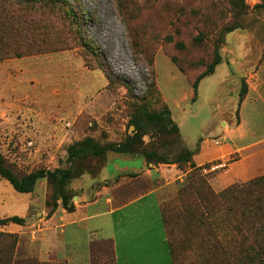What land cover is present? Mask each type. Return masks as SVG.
Here are the masks:
<instances>
[{
  "label": "rangeland",
  "instance_id": "374dc122",
  "mask_svg": "<svg viewBox=\"0 0 264 264\" xmlns=\"http://www.w3.org/2000/svg\"><path fill=\"white\" fill-rule=\"evenodd\" d=\"M233 1L0 0V149L10 168L21 176L41 168H69L72 144L88 137L102 145L124 142L135 132L130 120L136 108L161 111L165 102L188 149L198 150L208 137L207 145L215 151L213 139L220 137L222 119L231 108L226 118H236L238 99L247 88L242 77L255 69L243 59H252L264 47L259 44L264 42V9L258 7L263 0H237L238 7ZM232 27L237 29L228 33ZM216 51L226 61L201 81L195 95L189 79L195 82ZM154 84L162 96L151 92ZM61 123L74 133L62 131ZM140 146L169 162L187 151L172 126L150 128ZM107 155L78 161L74 167L87 173L75 182L91 186L96 181L97 188L116 167H143L142 157H118L103 169ZM169 165L175 171H154L153 185L163 186L162 210L175 264H264V241L253 234L247 240L206 205L208 210L202 207L197 215L189 216L185 209L186 203L195 208L200 200L192 177L212 186L213 174L207 171L218 163L202 169L185 162ZM134 186H127L113 206L134 197ZM69 188L72 207L79 193ZM35 192L28 209L24 200L29 195L0 181V219L18 216L24 204L20 215L28 210L25 225L8 224L0 231V264H63L42 262L26 248L39 231L38 213L52 209V187L46 180ZM21 228L28 234L12 232ZM94 250V264H113L110 243H97Z\"/></svg>",
  "mask_w": 264,
  "mask_h": 264
},
{
  "label": "crops",
  "instance_id": "0c3cea01",
  "mask_svg": "<svg viewBox=\"0 0 264 264\" xmlns=\"http://www.w3.org/2000/svg\"><path fill=\"white\" fill-rule=\"evenodd\" d=\"M245 41L252 43L249 37ZM246 56L244 62L249 66L254 65L255 69L245 71L242 77L247 85V92L242 100L240 97L238 99L236 118L232 121L227 119L234 108L228 109L225 114L227 118L222 119V129L218 133L220 137L213 139L217 149L211 150L207 145L208 137L202 138L199 149L193 156L198 167L218 163L207 171L213 174L211 184L216 191L264 177V47L262 53L259 52L252 59ZM171 118L177 125L172 113ZM62 125V131L68 134L72 132L66 128L69 124ZM177 126L185 147L193 151L195 148L188 149L182 136V128ZM110 155H107L103 169L110 166V159L118 157H125L126 160L142 157L143 167L133 171L129 166L116 167L105 185L97 188L96 181L91 186L86 182H75L76 179L72 181L71 189L79 193L73 199L74 211H68L61 204L62 201H59L54 213L47 209L39 212L41 219L35 223L39 226V231L33 233L25 244L28 252L38 254L40 261L94 264V245L107 242L111 245L113 264H175L162 210L163 186L153 185L156 182L153 178L154 171L168 175L175 170L168 168L170 165L156 167L144 156L125 153ZM92 177L95 180L98 178ZM129 185H135L132 188L136 192L134 197L113 206L114 201L125 195L124 189ZM143 186L151 187L145 190ZM142 189L145 191L138 193ZM36 193L24 198L28 209L34 203ZM77 199L78 202H75ZM23 206L18 208V217L26 218L28 210L26 214L20 215L23 213ZM5 227L8 226H0V231H5ZM12 232L22 236L28 234L22 228Z\"/></svg>",
  "mask_w": 264,
  "mask_h": 264
},
{
  "label": "trees",
  "instance_id": "16d2710c",
  "mask_svg": "<svg viewBox=\"0 0 264 264\" xmlns=\"http://www.w3.org/2000/svg\"><path fill=\"white\" fill-rule=\"evenodd\" d=\"M243 1L245 2V0ZM239 3L240 2L237 0L233 1V4L237 7L239 6ZM258 7L264 9V0ZM236 29L237 28L232 27L231 29H228L227 32L232 33ZM199 41H202L201 36H199ZM1 45L2 44L0 43V47ZM0 54H2L1 49ZM17 54L21 56V53ZM0 59H2L1 55ZM222 62L223 58L221 53L216 51L213 61L207 65L204 72L195 80V82H193L192 78L189 79L194 87L195 95H197L196 93L201 81L214 74ZM150 90L154 94L158 92L161 94L159 87L157 88L155 84L150 86ZM246 92L247 88L245 91H242L240 95L241 100L244 98ZM165 105V108L161 111H151L145 105H140L136 108L130 120V125L135 126V132L132 136H128L124 142L107 143L102 145L94 140V138L88 137L80 142L72 144L68 150V162L70 163V167L66 169L57 168L55 170H48L41 168L30 174L21 176L10 168L6 157L0 149V181H5L17 192L28 195L35 193L40 181L46 180L52 187L50 201L52 209L50 212L54 213L59 206V201H62L63 207L72 212L74 211V206H68L71 199L69 186L72 181L83 177L87 173L83 171V167L80 166L75 168L74 165L78 163V161H82L90 156L106 157L107 153L112 151L114 153H125L133 156H144L149 163H152L153 165L156 163L169 165L185 162L189 163L192 169H202V167H198L193 160V156L198 150H187L185 154H182L173 162H169L167 158L159 156L156 152H148L140 148L143 137L147 134L150 128L162 130L167 128V126H172L175 131L180 134L178 126L171 118V111L166 102ZM207 167L208 166L204 168ZM131 176L136 177V175ZM192 180V187H194L197 195L200 196V200L194 202L196 204L195 208H193L192 204L189 202L184 205L189 216L193 214L197 215L196 212L202 207L204 208L206 205L210 212L216 213L217 215L218 213H221L222 219L220 221L227 223L229 227L247 240L251 239V234H253V239L264 241V177H259L244 184H233L221 193H216L212 186L201 178L197 183L193 177ZM197 217H199V215ZM196 219L198 225L201 226L200 219ZM8 224L23 226L26 224V219L18 216L0 219V226H7ZM0 236L4 235L0 234ZM8 237L14 238V235L9 234ZM246 259L252 261L250 257Z\"/></svg>",
  "mask_w": 264,
  "mask_h": 264
}]
</instances>
